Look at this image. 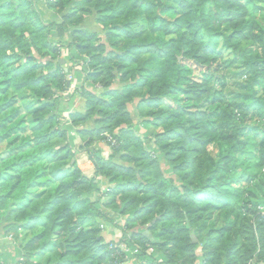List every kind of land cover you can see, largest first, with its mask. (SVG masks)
I'll use <instances>...</instances> for the list:
<instances>
[{
    "label": "trees",
    "instance_id": "obj_1",
    "mask_svg": "<svg viewBox=\"0 0 264 264\" xmlns=\"http://www.w3.org/2000/svg\"><path fill=\"white\" fill-rule=\"evenodd\" d=\"M85 2L47 0L46 18L37 0H0V234L15 236L14 264H264V0H95V23ZM77 97L84 110L63 115ZM122 217L129 251L115 254L102 226Z\"/></svg>",
    "mask_w": 264,
    "mask_h": 264
},
{
    "label": "crops",
    "instance_id": "obj_2",
    "mask_svg": "<svg viewBox=\"0 0 264 264\" xmlns=\"http://www.w3.org/2000/svg\"><path fill=\"white\" fill-rule=\"evenodd\" d=\"M37 3H38V6L40 7V9L42 10L44 16L46 18L51 17L52 12L50 11V9H48L47 1L46 0H37ZM59 20L60 19L58 17V21ZM65 97H66L65 100H67V98H68L67 95ZM71 110H76V111L82 112L84 110V98L77 97L73 100L72 103L70 102V103L65 104L64 108L62 110V113L66 114ZM84 127L85 128H92L93 124L91 122H85ZM72 131H73V135H72L73 137L72 138H74V142H75L76 146H78V144L80 142V138L78 135H76L74 133V131H75L74 129ZM98 146L103 148L104 147L103 142L98 143ZM76 163H77V166L80 168V170L82 171L83 174H85L88 177L93 175V172H94L93 165L90 162V160L88 159V156L85 152L81 151L78 153V156L76 158ZM100 180L103 182L102 187L104 188L106 186V181L103 178H101ZM123 220H124V217H122V219L117 218L114 224H108V223H106L104 225L102 224L103 225L102 231H103V235L106 238V240L118 239L122 236V233H121L119 226L123 223ZM1 236H3L2 233L0 234V256H1L0 257V264H14L15 262L12 263V259L8 255L13 244L10 242L8 244L3 243L1 241ZM149 238H151V236ZM125 264H135V262L133 260H126Z\"/></svg>",
    "mask_w": 264,
    "mask_h": 264
},
{
    "label": "rangeland",
    "instance_id": "obj_3",
    "mask_svg": "<svg viewBox=\"0 0 264 264\" xmlns=\"http://www.w3.org/2000/svg\"><path fill=\"white\" fill-rule=\"evenodd\" d=\"M91 1V2H90ZM95 0H87V2H85L84 3V5L82 6V7H80V9L82 10V13H83V15H84V19H85V22H90V23H92V22H94V15H95V12H94V6H95V2H94ZM105 1H110V0H105ZM256 21H257V23H258V29L261 27V26H263L264 25V12H261V13H259L258 15H257V17H256ZM95 23V22H94ZM95 25V24H94ZM96 26V25H95ZM98 26H96V28H97ZM99 29H97L96 30V33L98 34L97 36H99V37H102L103 38V40L105 39V37H104V31L102 30V26L101 25H99V27H98ZM204 37H205V35H204ZM205 40H206V37L204 38ZM243 44L244 45H246L247 47H248V50H252V51H254V52H256V51H260V46L258 45V44H249L248 42H244L243 41ZM220 49V51H224V49L223 48H219ZM66 53H67V48H65L64 46L63 47H61V49H60V53L58 54V57L59 58H61L62 60H60V62H62V64L63 63H65L66 62V64H65V67L66 66H70L71 65V63L69 62V61H67V60H65L64 59V57H66ZM188 63H189V61H187ZM194 69V71H195V77H198L199 76V73H200V71L198 72L195 68H193ZM219 71H223V70H219ZM69 74H68V78H69ZM228 76L230 77V76H233L232 75V73L230 72L229 74H228ZM76 78H77V76H75ZM199 79V78H198ZM77 80V79H76ZM76 80H74V83L76 82ZM234 81V79L233 78H231L230 79V81H229V84H232V83H234L233 82ZM99 88V86L96 84L95 85V88L94 89H96L95 90V92H99L100 91V88ZM234 87H232V85H229V87H228V90L229 91H232V90H234L233 89ZM257 94L258 95H260L262 98L264 97V91H262L261 89L260 90H258L257 91ZM65 96H66V94H65ZM67 97H68V95H67ZM66 98V97H65ZM128 106L130 107V110H134V108H135V104H134V102L133 103H131V104H128ZM64 108V107H63ZM66 108V107H65ZM66 113V112H65ZM63 115H67V113L66 114H63ZM134 123H136V122H134ZM137 128H135L136 129V134L138 135V136H140L141 138H143V139H145L144 140V143H145V145L151 150L150 152H151V155H153V146H152V142H150V143H152V144H150V143H147V139L146 138H144V136L145 135H143L142 134V132L140 131V127H139V125L138 126H136ZM157 131H159V129L157 128H154L153 129V132H150L151 134H146L147 135V137H149L150 135L152 136L153 135V133L154 132H157ZM153 139V138H152ZM151 141V140H150ZM151 146V147H150ZM147 148V149H148ZM220 148L223 150V151H225L226 149H224L223 148V145H220ZM246 151L247 152H250V153H252L253 151H254V148H253V145H251V144H247L246 145ZM156 155V154H155ZM40 231V228L38 229H36V230H32V231H30V233L28 234V237H31V236H33V235H35V234H37L38 232ZM4 236V235H3ZM3 236H1V241L3 242V243H5V244H8L9 242L11 243L13 240L15 241V236H13V239H4V237ZM15 244L16 245H13V247L11 248V250L9 251V253H8V255L11 257V259H12V263H14L16 260H17V258L19 257V255H20V253H21V249H20V247H19V245L15 242ZM15 252V253H14ZM1 257V256H0Z\"/></svg>",
    "mask_w": 264,
    "mask_h": 264
},
{
    "label": "built area",
    "instance_id": "obj_4",
    "mask_svg": "<svg viewBox=\"0 0 264 264\" xmlns=\"http://www.w3.org/2000/svg\"><path fill=\"white\" fill-rule=\"evenodd\" d=\"M47 1V0H46ZM48 1H53V0H48ZM71 78V75L69 76L68 79ZM104 143H110V144H114L115 140L113 139V137L111 135H107L106 138L103 140ZM257 210H258V214H260L263 218H264V205H258L257 206ZM4 239H13L12 234H8L3 236ZM118 240H114V242H110L109 244V248L113 249L115 254L119 252L125 253L129 251V247L124 243V242H117ZM12 244H15V241L13 240L11 242ZM147 253H151L152 252V248L151 247H147L146 249ZM246 264H263L261 262H255L254 259L249 260Z\"/></svg>",
    "mask_w": 264,
    "mask_h": 264
},
{
    "label": "water",
    "instance_id": "obj_5",
    "mask_svg": "<svg viewBox=\"0 0 264 264\" xmlns=\"http://www.w3.org/2000/svg\"><path fill=\"white\" fill-rule=\"evenodd\" d=\"M62 62H63V61H62ZM65 71H67L66 68H65ZM68 85H69V81H67V86H68ZM73 162H74V159L71 160V163H73ZM143 234H144V235H147L148 237L151 236L148 230H145V231L143 232ZM192 239H193V241H195V237H194V236H192Z\"/></svg>",
    "mask_w": 264,
    "mask_h": 264
}]
</instances>
